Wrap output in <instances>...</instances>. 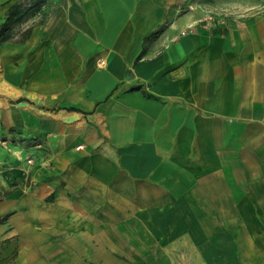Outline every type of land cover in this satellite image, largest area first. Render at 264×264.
Returning a JSON list of instances; mask_svg holds the SVG:
<instances>
[{"label":"crops","instance_id":"obj_1","mask_svg":"<svg viewBox=\"0 0 264 264\" xmlns=\"http://www.w3.org/2000/svg\"><path fill=\"white\" fill-rule=\"evenodd\" d=\"M45 3L0 41V264H264V0Z\"/></svg>","mask_w":264,"mask_h":264},{"label":"rangeland","instance_id":"obj_2","mask_svg":"<svg viewBox=\"0 0 264 264\" xmlns=\"http://www.w3.org/2000/svg\"><path fill=\"white\" fill-rule=\"evenodd\" d=\"M48 0H0V22L4 23L7 19L9 10L12 9L15 4H21V11H18L19 14H21L23 11H26V13L23 14V16L18 20V22H16L14 25H12V23L9 25V30L6 32V36H9L10 38L12 37H18V39L23 36L22 34H18L16 32H14V29L17 27L18 24H26L28 23V21L31 19L32 14H34V12H36V10L39 8V4H47ZM46 6V5H44ZM17 14V15H19ZM16 17H13L12 20H14ZM11 20V21H12ZM14 155L16 157H19L21 159H23V157H21L20 155H18L17 153H14ZM33 160L32 156H28L25 158V161L27 162L28 165H32L34 163H29V160ZM5 168H7V165L5 164V162H2V160H0V186H5L7 185V175L5 173H12L13 172V168L10 167L9 171H7ZM7 171V172H6ZM5 174V175H4ZM6 194H2L0 193V201L1 199H3V197H5ZM3 212V208H1L0 213Z\"/></svg>","mask_w":264,"mask_h":264},{"label":"trees","instance_id":"obj_3","mask_svg":"<svg viewBox=\"0 0 264 264\" xmlns=\"http://www.w3.org/2000/svg\"><path fill=\"white\" fill-rule=\"evenodd\" d=\"M21 10H22L21 4L19 3L15 4V6L9 10L6 21L4 23H0V41H5L8 38V36H6V32L10 29L9 25L11 23L12 25H14L23 16V14L26 13V11H23L21 14H19L18 11H21ZM13 17H16V18L12 20Z\"/></svg>","mask_w":264,"mask_h":264},{"label":"built area","instance_id":"obj_4","mask_svg":"<svg viewBox=\"0 0 264 264\" xmlns=\"http://www.w3.org/2000/svg\"><path fill=\"white\" fill-rule=\"evenodd\" d=\"M83 146H79V148H82ZM29 163L31 164V163H33V160H29Z\"/></svg>","mask_w":264,"mask_h":264}]
</instances>
